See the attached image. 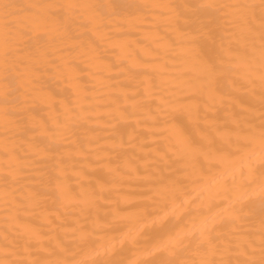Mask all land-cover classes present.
Wrapping results in <instances>:
<instances>
[{"label": "bare ground", "instance_id": "bare-ground-1", "mask_svg": "<svg viewBox=\"0 0 264 264\" xmlns=\"http://www.w3.org/2000/svg\"><path fill=\"white\" fill-rule=\"evenodd\" d=\"M0 264H264V0H0Z\"/></svg>", "mask_w": 264, "mask_h": 264}]
</instances>
